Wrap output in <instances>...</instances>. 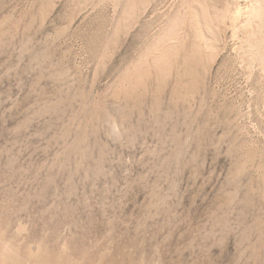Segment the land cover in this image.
<instances>
[{"label": "rangeland", "instance_id": "374dc122", "mask_svg": "<svg viewBox=\"0 0 264 264\" xmlns=\"http://www.w3.org/2000/svg\"><path fill=\"white\" fill-rule=\"evenodd\" d=\"M137 1L0 0V264H264L247 5L197 47Z\"/></svg>", "mask_w": 264, "mask_h": 264}, {"label": "bare ground", "instance_id": "6f19581e", "mask_svg": "<svg viewBox=\"0 0 264 264\" xmlns=\"http://www.w3.org/2000/svg\"><path fill=\"white\" fill-rule=\"evenodd\" d=\"M212 1L213 0H182V2L178 7L176 15L174 16L175 18L172 19L173 21L171 23H169V29H168L169 31L166 34L164 33V35L161 37L164 40L167 39L171 40L172 37H174V34H176L174 29L177 25L174 24L177 23L179 26L183 25V27H188L190 28L191 31L194 32L193 35H194L195 46L197 47L209 46V43L213 41L215 35L216 28L213 26V22L217 23L219 21L220 22L223 20L225 21V19L228 18V13H229L228 10L227 11L225 10L226 12L225 11L220 12L216 6V3ZM238 1L243 2L244 4L247 5V8L244 9V11L240 9L239 10L237 9L236 13L234 11L235 13L234 18L241 21L242 25L240 27L242 28V30H244V35L242 34L244 37L240 42L243 47V49L241 50H243V54H245L246 56H249L252 59L259 58L262 61L264 60V0H238ZM121 2L122 0H119L120 4ZM136 6L138 9L137 11L139 13H144L146 8H148L149 6V1L139 0L137 1ZM159 44H161V42ZM159 48L155 50L156 55H163V53H167L166 50H163L162 53V50ZM165 55H169V54H165ZM255 60L254 62H256Z\"/></svg>", "mask_w": 264, "mask_h": 264}]
</instances>
